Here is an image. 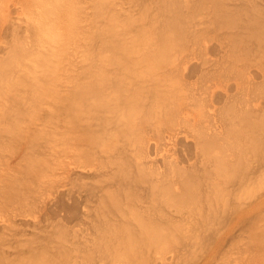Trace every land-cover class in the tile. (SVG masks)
I'll list each match as a JSON object with an SVG mask.
<instances>
[{
	"label": "rangeland",
	"instance_id": "obj_1",
	"mask_svg": "<svg viewBox=\"0 0 264 264\" xmlns=\"http://www.w3.org/2000/svg\"><path fill=\"white\" fill-rule=\"evenodd\" d=\"M46 1L48 2V0H42V1L41 0H22V2H20V3L17 2L16 5L14 4V2H9L10 5L12 4V6H10L8 4V7H9L8 10L2 9V6L0 7V13H2V15L0 16V68L3 67V63H8V64H4V67H3L4 69L2 68L3 70L7 69L10 65L9 61L11 63V60H15L14 51H16L15 50L16 48H14V47H16V45L28 44L26 46L31 47L30 48L31 50L30 49L27 50L29 52V53L28 52L26 53L27 55L24 54L23 56H21L20 58L15 60V62H14L15 66L12 64L13 65L12 68L9 67L11 69V70H9L10 73L14 74V72H15V74H14L15 76L13 75L14 78L11 77L12 74H10V77L7 78L8 83L5 80V82L1 83V85L6 84V87H11L12 91H10L9 93L12 94L15 92V89L17 87L22 88V86L20 84H22V85L26 84L24 86V88L29 89L28 92L34 91V93H35V91L37 90V89L33 88L34 83H37V82L33 81V79L35 77L34 80L38 81V83L41 84V85H39L38 83H37L38 85L35 84L36 88L38 86H40V87L48 88L50 90V94L47 95V97L43 96V95L41 97L40 96L37 97L38 100H40V101H38V100H36V97H35V99L33 98L34 96L31 97V95H33V94H31L32 92L30 93L31 94L30 95L29 93H27L26 89H24V88H23V90L20 89L22 92L19 93L20 96H18L19 94L17 93L16 98L18 96L20 99H22L21 96L23 97V95L25 93H26V96L30 95L29 96L30 99L32 98V100L34 99L33 102L36 100V103H38V105H37L34 102L35 103L34 108L32 107L34 103H32V102L29 103L27 101V100H29V98L25 99L26 98L25 97L24 99H25V101H27V103H24L23 100L21 101L18 98V100H19L18 101L14 97V99L17 100V103H16L15 100H13L12 98L9 99V97H8L9 93L4 95L5 97L2 98L3 102H0V115L2 116V117H0V119H1L0 120L1 121V124H0V151H1L0 152V154H1L0 155V264H20V263L21 264H41L44 262V260H46L44 262L45 264H48V261H50L52 264L53 260L57 261V262L53 261V264H56V263L57 264H61V263L62 264H143V262H144V264H163V263L164 264H184V263L185 264H264V243H263L264 242V163L258 162L261 156H262V158H264L263 155L260 156V154L262 153V150H264L263 149L264 146H262L264 144V143L262 144V142H264V140H263L264 138H261L262 136L259 137L260 139H262V141L260 140L261 143L259 142L260 146L262 148L258 147L256 150L257 152H255L253 154L254 156L252 155V153L250 154L251 150L250 151L247 150L249 152H246V154L248 153V155L245 154L247 156V158H244V160L249 158V160H245V162L250 161L248 163H250V165L251 164L252 165L250 166L248 164L251 169H249L248 165H246L248 167L249 171H248V173H247V170H245V171L249 176L246 177V175H245L246 180L244 178L241 179V177H244V175L240 177L239 171H237L236 169H233V167L234 168L238 167L237 168L238 170L241 168L247 169L246 166L241 167L244 165L245 162L244 163L242 162L243 165L240 166V161H242V160H239V158L241 159L242 157H245V156L242 155V153H240L242 150L237 151V149H236L238 155L241 154L242 157L237 156L235 153L236 151H234V150L229 151V150H232L233 148H237V146H235V145H238L239 143L238 142L235 143V141H236L235 138H237V137H235V138L233 137L234 139H232V140H235V141H232L231 140L232 137L229 134H227L228 129L226 128V125H227L226 123H229V121H230V123H232L231 121H233V119L232 118L230 119L228 116L223 114V112H225L224 110H226L230 104H232V105L234 104L235 111L237 108V110H239V111L243 109L244 111H251L252 113H255V115L257 116L256 120L260 119L259 124L264 126V122H263V120H264V91H263L264 90L263 89L264 88V55H263L264 51H262V52L259 51L262 49L261 47L264 46V44H262V46L259 47L261 49L257 50L258 48H256V50L258 52L254 53L252 50L255 47H257L258 44L256 46H254L256 44V42H252V43H254V45L249 42L251 44V46L254 47V48H252L250 46L252 48V50L250 51L252 54L248 51V53H250L249 54L250 56L248 55L250 57L249 59H251L252 61L247 59L248 56L246 57L245 55H244L245 57L242 55H239L241 58L239 56H238L239 57L238 58L234 55H230V53H231L230 51L233 50L232 47L230 48L231 39H225L224 40L223 37H221V38L219 37V35H221V34L231 32L230 30H228V29H230V27L229 28L227 27L229 24H225V25L222 24L221 27L217 26L218 28H220L217 31L215 28H213V26L216 25V24H214V22L217 23V25H219L218 22L222 23L220 17H219L220 20L218 22L215 21V20H218L217 18H215L218 15L217 12H216L217 15L215 17H213V15H215V13L213 14V12L215 11V8H213V6H214L213 0H208V2H207V0H199V2L202 1L201 6L199 5L200 3L199 4L197 3L198 2L197 0H196L197 2L194 0L197 4L196 6L199 5L200 6L199 8L202 9V11L198 10L197 13H196L195 9H193L194 7H196L194 5L195 3H193L194 6H191L192 2L190 3L191 4L190 6L193 7L192 9L194 10L193 11L194 13H193L191 11L192 10L191 7L189 8L188 7L189 5H187L188 3L186 1H188V0H182V3H184L183 7L185 8L186 5H187L186 7H188L185 10L187 11V9H188L187 12H189V13H190V11L192 12L191 14H189V13L188 14H189V16L192 15V17L190 16V18L194 19V22H192L193 20L189 19V21H188L189 24L190 25L192 24V27L195 25L194 26L195 29L199 28L198 30L200 31V33L198 35V38L189 39V41H187L188 44L182 43L183 45L184 44L187 45V47L185 48V51H183L182 54L177 56L178 58H180V60L175 56L172 58L173 60L171 59L172 63H170L168 66L157 67V63H158L157 57L156 56L149 57V55H147L148 47H150V45H148L149 42L147 40H149V39H145V35L147 34L146 37H148V38L153 37L152 40L154 39L155 41L158 42L156 35L159 37V34L156 33V30L158 28H160L161 30L163 29V27H164V24H163L164 19L163 18H165V16H162V17L159 16L158 17L157 14H159L160 12L158 11V9L155 10V7L160 6L159 5L160 2L157 3V0H148V1L145 0V2H144L145 6H144V3H143L144 0L143 1L137 0L138 2L135 0H68V3L63 7L64 8V10L62 11L63 19H61L60 24H59L60 28L65 33L64 40H63V49L60 52L58 59H52L51 63H53V64H51V66H49L50 68L47 66H46L47 68L45 66H43L46 68L45 69L46 72H44V68L42 67L43 71H42V69H41V71L43 73H46V74H43L42 72H40V71L38 72V70H37L38 68L41 67V65H43L41 63H43L42 60H44L43 58L41 59L42 54H43V53H41V49L38 50L40 48L38 40L40 39V37L42 35L41 32L39 31L40 28H38L39 27L38 24H45V26L46 25L49 26V23H50V25L51 24L53 25V24H56L58 22V21L54 22L53 16H55V15L51 14L52 15L51 16L50 15L51 12H49L48 16H47V14H45V16H44V14H42L43 8L44 9L46 8V7H43L42 3L46 4L47 3ZM99 1H100V3L103 1L102 2V6H103L102 11L104 10L103 11L104 13L98 9L100 7V6L98 7ZM158 1H161V0H158ZM162 1L164 2L165 0H162ZM191 1H193V0H191ZM256 1H257L256 3H258V5L260 7L263 6L262 7L263 9L262 8L261 9H262V12H264L263 11L264 10V1L262 0L263 3L261 0H256ZM259 1H260V3H259ZM104 2L106 3L105 5L109 8L104 6ZM232 2H233V0H232ZM40 3H41V5H40ZM229 3L231 4V1ZM157 4H158V6H157ZM234 4L231 5V8ZM152 5H153V7H152ZM165 5H166V3H165ZM163 6H164V4L161 7H159L160 8L159 10L162 9L161 11H164L165 7L162 8ZM13 7H17L15 9L16 11L13 10L14 9ZM111 8H112V10H111ZM151 8H154V9H151ZM199 8L196 7V9H199ZM108 9H109V11H107ZM148 9L149 10L151 9L150 10L151 14L148 13L149 12ZM189 9H191V10L189 11ZM10 10H11V12H10ZM183 10H182V13H184ZM209 10H210V12H209ZM216 11H217V9H216ZM157 12H159V13H157ZM187 12H185L184 14H186ZM230 12H232V11H230ZM3 13L7 15L6 21H4ZM147 13L151 16L150 19H147V18H149ZM161 13L163 15V12H161ZM194 14H195V16H194ZM159 15H161V14H159ZM156 16H157V18H156ZM184 16L186 17L188 15H184ZM189 16L186 18H189ZM40 17H41V20H40ZM42 17L45 19V21ZM46 17H48L47 21H46V19H47ZM49 17H50V19H49ZM111 17H112V19L110 20ZM159 18L161 21H159ZM196 18L198 19V23L200 22L199 24H197ZM114 19H115L116 23H115ZM153 19H155L154 21H156L155 22L156 25H158L159 23L161 25V23H162L163 27L162 26L159 27V25H158V28L156 30H153L154 29L153 28V22L150 23ZM213 19H214V22H213ZM149 20H151V21H149ZM206 20H207V22H206ZM38 21H41L42 23L38 22ZM148 22L150 23V25L148 24ZM210 22H211V24L209 25ZM12 24L15 26H12ZM36 25L38 27H36ZM27 27H28V29H27ZM111 27H112V29H111ZM201 27L204 29H202ZM210 27H211L210 32H208ZM212 28L214 29V31H212ZM35 29H36V31H33ZM161 30L159 31V33H161ZM17 31H19V32H17ZM29 32H31V33H29ZM157 32H158V30H157ZM17 34H18V36H17ZM39 35H40V37H39ZM27 36H28V38H27ZM114 37H115L116 41H114L115 40ZM210 37H212V38H210ZM201 38H202V41H201ZM117 39H121L122 42H124V43L120 42V44L122 43V45H119V41H121V40H118V43H117ZM219 39L221 41H219ZM34 41H35V43H33ZM36 42H38V43H36ZM96 42H98V43H96ZM249 43H247V46ZM263 43H264V41H263ZM29 44H31V45H29ZM197 44H200L201 47L197 46ZM34 45L37 46V49ZM115 45H116V47H114ZM118 46H119V48H117ZM95 48H96V50H95ZM114 49H116V50H114ZM228 49H230V51ZM248 50H249V48H248ZM263 50H264V47H263ZM12 52L14 54V55H12L14 57V59H12L13 57L11 56ZM122 53H128V54H126V56H125V54H122ZM240 53L242 54V52H240ZM255 54H257V55H255ZM9 57H11V59ZM186 57H188V58H186ZM251 57H254V58H251ZM37 58H40V60ZM151 58H154L155 60L154 59L152 60ZM230 58H232V60ZM245 58H246V60H245ZM230 60L233 62H231ZM33 61H35V63ZM36 61L38 63H36ZM93 61L94 62L96 61V62L94 63ZM247 61H249V62H247ZM44 62L45 63L47 62L46 59ZM12 63H13V61H12ZM29 63H30V66L33 68H30V66L28 65ZM32 63L34 66L32 65ZM45 63H44V65H45ZM229 63H230V65H229ZM246 63H248V64H246ZM48 64H50V63L48 62ZM244 64H245V67H244ZM7 65H8V67H7ZM176 66H178L180 69L178 67L176 68ZM19 68H21V69H19ZM167 68L169 69V71ZM20 70H23V71H20ZM24 71H25V73H24ZM213 71H214V73H213ZM114 72H115V75H114ZM35 73H37V74H35ZM40 73H42L43 76H41ZM99 73L103 74L101 76H104L106 74L108 82L112 79L110 82H113V83L115 82L114 85L117 84V85H115L116 87H120V86L124 87L125 86L127 89L125 88L126 91L124 93H125V95H127L128 99H130V101H132L136 105H139L141 103L140 108L142 109L141 110L142 112L140 114H142V117H143L142 122L143 123H142V127L140 126V128H142V130H143V132H141V133H144L143 135L140 132H138L141 129H138L135 135H131V137H130L131 142L128 143L127 141L130 138L128 137V140H126L127 137L125 138L123 133H120V134H118V132L115 133L116 130L114 128L112 129L113 131L115 130L113 132L110 129V128H112V126L111 127L105 126L106 128L109 129L108 130L109 133L105 132L104 129H103L104 130L103 133L100 132L101 134H99V132H97V135L99 134V137H101L100 139L107 141V143H105L107 146V149H108V145L109 146L110 145L114 146V144L117 145V146L115 145L116 147H118L117 150H116L115 146L114 147L112 146L114 149V150H112L113 152L109 151V149L107 150L108 152L102 151L101 148L96 147V146H98L97 143H94L95 141L93 142V140L90 139V135H91L90 133L88 134L87 132L84 133L81 131V133H83V134H81L79 131L80 127L77 129L71 127V123L68 121L71 120L72 118L71 119H70V117L67 118L68 115H67L66 111L63 110V105L66 102V100H65L66 98H63V97H65L67 95L69 90H72L74 87H86V86L89 87V86H91L93 82L96 83L94 79H96V78L99 79V77H98ZM28 74L30 77L27 76L28 77L27 78L26 75H28ZM212 74H214V75H212ZM35 75H37L38 77L41 76L40 77L41 79L39 78L40 79L39 80L37 78V76H35ZM11 78H13V79H11ZM105 78L103 77L104 80L101 78L103 80V84H104V82L105 83L107 82V80H105ZM20 79H21V81H20ZM36 79H38V80H36ZM124 79H125V81H124ZM10 81H11V83H9ZM22 81H24V82H22ZM39 81H41V82H39ZM125 82H126V84H125ZM89 83H90V85H89ZM97 84H99V82H97ZM146 84H148V85H146ZM31 85H32V87H30ZM94 85H96V84H94ZM114 85H112V87ZM107 86H108V84H107ZM27 87H29V88H27ZM96 87H98V85ZM112 87L111 88L108 87V88H110L109 90H107L108 93L112 92V90H111ZM20 90L18 89V91H20ZM190 90H191V92H190ZM18 91L16 90V92H18ZM129 92H131V93H129ZM175 94H176V96H175ZM172 96H173V98H172ZM187 96H188V98H187ZM190 96H191V99H190ZM242 96H244V97H242ZM185 97L187 99H190L189 101H191L190 102L191 107H190L189 101ZM193 97H194V99H193ZM235 97H237V98H235ZM158 98H159V100H158ZM11 99L13 101H11ZM8 100H10L11 102H9ZM173 100L174 101L176 100V101L174 102ZM170 101L173 102L174 104L176 103V104H178V106H180L178 108L179 112H180V108H182L184 110V112H181L179 114L180 116L178 115V117H180V118H177V120L175 122L178 123V121L181 119L182 115H183V117H185L187 115L186 116L187 118L189 115L191 116V117L189 116L190 119L188 118L186 120V122H184L182 120L180 121V123H179L180 125H178L176 127L179 129L180 134H178L177 136H175L173 138L172 137L170 138V136L167 135V131H166L167 127H168L167 126V124H168L167 118L168 117H165V118L163 117L164 120L162 118V116H164V114L166 115V113H165L166 110H169V108H170V107H168ZM192 101L193 102L195 101V102L193 103ZM19 102H21V103H19ZM237 102H239V103H237ZM1 103L3 104V106H1ZM5 103L8 105L6 106ZM180 103H182V104H180ZM12 104H13V106H12ZM31 104H32V106L30 107L29 105H31ZM14 105L15 106L17 105V106L14 107ZM157 105H159V106H157ZM232 105H230L231 107L229 106L228 111L226 110L227 113L230 110L234 111V110H232V109H234V108H232L233 107ZM21 106H22V108H21ZM150 106H151V108H150ZM1 107H2V109H1ZM153 107H155L156 110H154ZM30 108H32V109H30ZM192 108L194 111L192 110ZM256 108H258V109H256ZM151 109L153 110L152 111L153 113H151ZM3 110H5V111H3ZM16 110L19 111L20 113L22 111L21 115H18L19 113H17ZM24 110H25V113H24ZM1 111H3V112H1ZM6 111L10 114L5 115L4 112H6ZM14 111L17 113V115ZM27 111H28V113H27ZM47 111H48V113H47ZM143 111H144V113L146 112L145 114H147V116L146 115L145 116L147 118L144 117ZM157 111H159V112H157ZM11 112H13V115H14L12 117L15 118V116H18L19 119L21 118V123H20L19 119H18L19 122L17 121V119L16 120L14 119L16 121V122H14L13 119L11 117H9L11 115ZM147 112H149V114ZM187 112L189 114H187ZM236 112H238V111H236ZM51 113L53 115H51ZM83 113H85V112H83ZM83 113L79 117V120H80L79 126H81V124L83 123L81 126V130L83 128V125L85 126L86 123H87L86 125H88V123L91 124V122H94V121L97 124L96 123L92 124V127H91L92 131H97V129H99V126L101 127L99 130H102L104 124L102 122L97 121L94 118L95 113H93V109H91L90 113L86 112L85 115ZM161 113H163V114L161 115ZM200 113L204 114L203 117H201ZM88 114H89V116H88ZM152 114H155L154 117H152L153 116ZM225 114H226V112H225ZM66 115H67V117H66ZM222 115L226 116L225 121H223L224 117L222 118L221 117ZM227 115H229V114H227ZM6 116L8 118H6ZM19 116H21V117H19ZM44 116H46V117H44ZM83 116H85L86 118L84 117L85 119L82 120ZM91 117H93V118H91ZM142 117L140 115V118H142ZM149 117L154 118V119L151 121V119ZM193 117H194V119H193ZM148 118L150 119V121ZM262 118H263V120H261ZM228 119H230V120H228ZM52 120H54L56 122H54ZM227 120H228V122H226ZM164 121H166V123ZM147 122H150L152 125L150 123H147ZM163 122L165 123V125L163 124ZM201 122H203V123H201ZM6 123H7V125H6ZM16 123L18 124V126L15 127ZM101 123H102V125H101ZM145 123L148 125L150 124L151 127L150 126L147 127L148 125H146ZM153 123H154V125H153ZM198 123H201V124L206 125V126L210 125L211 127H213V129L217 128V129H215L216 131L217 130H219L220 132L225 131L226 137H225V135L223 136V137H225V139H227L228 136L231 137L230 140L233 142V146H235V147L232 146L233 148L231 149L232 144L225 147L231 141L229 140V142H228L225 139H223V140L219 139L218 145L222 144L223 141H225L227 144L223 145V144H225V142H223L222 145L225 149L221 145L220 150H219L218 149L219 146L216 145L217 142L214 143L213 144L214 147L217 146L215 148L216 149L215 152H218V151L221 152V147H222V150L223 149L228 150V151H225L226 154L228 153L230 155V156H228V158H230L232 161H234L233 164L236 161L239 162L238 165L241 167V168L239 166L235 167L234 165H233V167H230L233 169L232 171H235V170L237 171V174H236L237 176L235 178V177H233L234 173H232L231 169L229 170L228 175L233 174L231 178H234V179L230 180L229 177L228 178L225 177L223 181H221L222 179L221 180L215 179V182L216 181L219 183L222 182L219 186V189H221L220 193H222V189L224 188L223 191L226 193V195L224 193V195L226 196L224 199H227V197L229 196L227 200H228V202L232 203V204L228 203L229 207L227 209L228 212H226V214L224 212L222 215L221 211H219V219L221 217H223L222 221L225 220V221L221 222V224H218V222H219L218 220H217L218 222L217 221L214 222L212 218L209 219L211 222L213 221L215 224L217 223L216 224V226L218 225L217 230L215 229L216 227L213 226V224H214L213 222L211 223L210 221L206 220V221H208L209 224L211 223L212 226L215 227L214 229L217 232H215L214 230H213V232H215L216 234L213 232L211 233L212 229L211 230L207 229L211 234L206 232V231L204 232V230H206V229H204L203 231H200L203 228H200L199 226H201L203 224L197 225L199 227L198 232L196 231L198 234L195 231L193 232L191 227L195 226V227H193V230H194V228L196 229V223H198V222H195V221H197L198 219L196 218L197 220H194V222H192V219L190 218L191 219L190 222H187L190 220L189 219V220L185 221L187 223H184V222H182V223L185 224L183 226L186 227L187 229L189 228V226H191L190 223H192V226L190 227L192 232L189 231V233L186 234L185 232L188 230L182 229V230H184V232L182 230H180L178 233L179 234L182 233L183 235L180 234V235H182V238H179L178 242L184 240L186 236H188V235L190 236V233L191 234L194 233L193 236H196V234L198 236L199 233L202 232L201 233L202 235L201 234L199 235L201 237V239H199V238L197 239V237H194V240H193L190 237H186L185 242L183 241L185 244L180 242L181 244H183V246L181 244L178 246H174L175 245V243L173 241L174 240V238H173L174 234L177 235L176 236L177 238L180 236L177 233H174L172 235V240H170V239L167 240V246L164 245V247H162L163 243L161 245H159L160 243H158V242L156 243L157 245H159L157 247L158 249L154 248L157 246L154 243H152L153 245L151 243H146L147 246L143 245L141 250L139 249L140 250V253H139L140 256H138L139 254L135 255L134 253H130L129 256L124 259L123 256H120L121 251L119 252L118 250L111 248V247L110 248L113 249L114 251L116 250L115 252L118 251V254H120V255H118V254L117 255L120 256V259H118V261H116L117 259L113 258V257L117 256L116 253L113 252V250L111 251V253L109 252L110 254H107V252L105 254V251L108 250V249H106L107 247H105V245L107 246V244H105V243H108L110 241V239L112 242L114 240H117V239L113 240V238H114L115 234L120 233V231H121L120 229L123 226L122 223H124V221H125L124 225L125 224L126 225L127 224H131V225L133 224L132 226L131 225L130 226H131L132 230H134V229H136V226L139 223H140L139 226L143 227L141 225V223L144 224L143 219L145 220V218H146L145 223H146V225H148V223L151 221L150 219L152 218L150 216L154 215L152 219L156 220V222H157V220L158 221L164 220L165 216H163L162 215L163 213H161V212L159 215V212H158L159 210L157 209L158 207L156 205H154L156 202L154 200L152 201L151 199H149L151 197H149L148 200H146L147 198L143 196L144 195L143 191L142 192L140 191V193L136 195L137 192L135 193V191L136 190L138 191V189L140 190V188L142 190L143 187L139 186L140 188H138V186H136L134 184V183H136L135 180L139 177L138 173L140 172V170H144L146 168H147L146 170L149 169L148 170V172H149L152 169L154 171V169H156V168H157L156 169L157 171L158 170L159 171L168 170L169 168H173V165H177V164H179L177 166H184L185 165L184 167H189V165H190L189 163L194 161L197 157V155H196L197 149L194 146L195 142H196V138H194V133H192L191 130H193L192 127H195L196 129H198L199 128ZM195 124H198V125H195ZM222 124H223V127H222ZM229 124L227 125L228 128H229ZM94 125H98L97 129ZM143 125H146V126H143ZM161 125H163V127ZM187 125H188V127H187ZM263 126H262V128H263L262 130H264ZM11 127L15 128L16 132L13 131L14 130L13 129L12 130L13 132L11 133V131L9 129ZM138 127H139V125H138ZM145 127L147 128L146 130H145ZM157 127H159V128L157 129ZM93 128H95L96 130H93ZM149 128L152 129V131H150ZM260 128H261V126H260ZM230 129L231 128H229V131H230ZM70 130H71V132H70ZM153 130L156 133H154ZM158 130L160 131V133H159L161 135L160 138H159V134H157ZM161 130L163 131L162 132L163 135L161 134ZM72 131H74L75 133ZM13 133H15V134L12 135ZM16 133H19V135ZM209 133L211 134L212 131H210ZM261 133H264V131H261ZM4 135H5V137H4ZM79 135H82V136L79 137ZM121 135H123L124 137ZM154 135H156V136H154ZM72 136H73V139H71ZM115 136H117V137H115ZM163 136H164V138H162ZM141 137L144 138V139H142L143 141L141 140ZM12 139L14 142H16V139H17V142L16 143L12 142ZM68 139H70L69 140L70 143L68 142ZM138 139H139V142H137ZM239 140H240V138H239ZM7 141H8V143H7ZM10 141L12 142V144L10 143ZM118 141L122 142V143H119ZM240 141L239 142L242 145L241 146L242 148L245 147L244 145L248 144V142H247V144L244 143L246 140H244V142H242L243 138ZM140 142L142 144H144L143 142H145V144H144L145 146L144 147L142 146L143 149L140 147ZM17 143H18V145H17ZM130 143H132V144H130ZM137 143H139V145H137ZM234 143H235V145H234ZM243 143H244V145H243ZM118 144H119V146H118ZM125 144H126V146H125ZM240 144H239V147H240ZM121 145L125 146V148H127V150L124 147H122ZM132 145H134V146H132ZM157 146H158V148H157ZM1 147H3V148H1ZM5 147H6V149H5ZM90 147H91V149H90ZM92 147H96V148H92ZM119 147L121 150H122V148H124L127 151L124 154L125 155L124 158L130 160V163L133 161L132 165L134 167L136 166L134 169H131V168L130 169H131V171L133 170L134 172H136L138 177L136 176V174L134 175V172H131L128 169L130 171V173H133L132 174L133 177H131V178H133V179L135 178V180H134L135 182L133 181L134 183L128 182V183H130L128 185L134 184L133 186H135V188H136V189H133L132 186H129V188L132 187V189L134 190V193H132L133 190L131 192L133 194L132 196L133 197L142 196L141 199H140V197H136L134 199L131 198V200H132L131 202H133V204H130L129 203L130 201L129 202L127 201V203H129L131 205V209H130L129 207L127 208V205L125 203L126 201H124L126 198H122V195H121L120 198L124 199L123 200L124 202L121 201V204H123L124 206L121 205L119 207H120V209H122V213H123L124 209L121 207L126 206L125 207V208H127V210L125 211L126 216H124L125 212H124V214H122L120 209H119L120 213L119 212L117 213V211L115 209L114 210L116 212L112 210L113 208H116L113 206L114 201L112 202V199L111 200L108 198L103 199L106 197V195H108V197L110 195V198L113 196V199H115L114 197L117 196V192L113 193L112 190L114 188L116 189L115 186L118 183H119V186L117 185V187H119V188L117 190H119V189L121 190V188H120L121 183L120 182L123 180L121 179V181L119 180V182L116 181V183H115V179L114 180L112 179V175L116 174L115 171H117V169H118L117 167H119V164L121 161L119 159L121 157L119 155L120 152L118 151ZM72 148H74L75 150ZM133 148H134V151H133ZM226 148H228V149H226ZM259 148L262 150L259 152V154L257 156H255V154H257L258 151L260 150ZM9 149H10V151H9ZM124 149H123V151H124ZM245 149H244V151H246ZM248 149H250V148L248 147ZM143 150L145 151V153L147 152L148 155H147V153L146 154L143 153L144 152ZM79 151H80V153H79ZM89 151H90V154H89ZM156 152L158 153V155H156L157 154ZM231 152H234L236 156L233 153L231 154ZM76 153H79L80 157L82 158L83 165H81L75 161L77 158L80 159L79 157H76ZM100 153H101V156L99 157ZM112 153L113 154L115 153L114 155H116L117 157L116 156L113 157L114 155ZM130 153H131V155H130ZM223 153H224V151H223ZM263 153H264V151H263ZM105 154H107L106 157H105ZM109 156L112 159L109 160L108 159ZM138 156H141V157H138ZM258 156H260V157L258 160H256V158ZM165 157L167 159H165ZM252 157H254L252 159V161H254V162H252L250 160V158H252ZM262 158L260 159L261 161L263 160ZM173 159H174V161H173ZM191 159H193V160L191 161ZM254 159L256 160V162ZM136 160L138 162L143 163L141 168L139 166L137 167L138 162ZM154 160H156V162L158 164ZM161 160L164 162L165 165L162 166L163 162ZM69 161L76 162V164H73L70 166L71 169L70 168L67 169L66 164ZM110 161H112L114 163H112ZM116 161H118V162H116ZM146 161H149V163ZM85 162L94 164V166H96V168L99 166L97 168L98 172H100V171L102 172V169H103L102 173H105V170L106 171L109 170L108 172H106L108 174V176L105 173L104 178H103V176H100L101 172L98 174L96 171H94V166L85 165ZM110 163L112 164V166ZM29 164L30 165L32 164V167ZM36 164H38V165H36ZM105 164H108V166H105ZM169 164H171V165L169 166ZM261 164H263V166H261L262 168L261 167L258 168L257 166H260ZM44 165H45V167H44ZM235 165H237V163H235ZM103 166H105V169L103 168ZM253 166H255V167H253ZM40 167H42L43 170H41ZM112 167H114L116 170L113 169ZM163 167L166 169H164ZM99 168H100V170H99ZM253 168H256V169L258 168L259 170L256 171V169H255L254 172L255 171L256 172L255 173L252 172L253 173L252 174L251 170ZM111 171L113 174L111 173ZM230 171H231V173H230ZM241 171H242V169H241ZM241 171H240V173H241ZM245 171H243L242 174H244ZM94 172H96L95 173L96 177L94 176ZM143 172L144 171H142V173ZM142 173L140 172L141 175L144 174V173L143 174ZM146 173H147V171H146ZM238 175H239V179H237ZM46 176H48V177H46ZM118 176H120V175H118ZM10 178H12L13 180ZM109 178H111V179L109 180ZM120 178L121 177H119L117 179H120ZM139 178H138L137 182L140 183L139 185H141L142 182L139 180ZM102 179H104V180H102ZM133 179H130V180L132 181ZM235 179H237V180H235ZM111 180H112V183H111ZM130 180H128V181H130ZM262 181H263V183H262ZM106 182H108V183H106ZM101 184H103V185H101ZM110 185L111 186L113 185V187H111ZM254 185H255V187H254ZM103 186L106 187L105 190H101L102 188H105ZM107 186H110L109 189L111 188L110 189L111 192L107 190L108 189ZM95 188L98 191H104V193L106 192L105 195H104V193H102L105 197H103L101 195L103 197L102 198L100 195H97L100 192L93 194L92 189H95ZM129 188H127V190ZM96 189L94 190L95 192H96ZM115 189H114V191H117ZM225 189H227V190H225ZM106 190L112 194H110V193L107 194L108 192ZM120 190H119V194L122 193V191L120 192ZM228 192H230V193H228ZM231 192H233V194H231ZM113 194H115V196ZM98 196H99V198H98ZM124 196H125V194H123V197ZM139 199L141 201H138ZM229 199L232 201H230ZM101 200H104V202H102ZM106 200H110L109 202L112 203V204L111 203L109 204V206L111 205L109 208L107 207L109 202H106L107 203V205H106V203H105ZM138 202L139 203L141 202L143 205L141 203L139 204ZM150 202H152L153 205H151ZM103 203H104V205H102ZM137 203H138V205H137ZM119 204H120V202H119ZM130 205H128V206H130ZM150 205H151V207L149 208ZM234 205H236V206L234 207ZM103 206H105V209L103 208ZM162 206H164V205L162 204ZM138 207H141V208H138ZM152 207H154L155 209ZM132 208H134V209L132 210ZM144 208L146 210L150 209L149 210L150 212L145 211ZM103 209L104 210L107 209V212L106 211L103 212ZM110 209L112 210V212H114V215H113V213H112V215L109 213V212H111ZM143 209H144V213H143ZM164 209H168V208L164 207ZM156 210H158V211L156 212ZM132 212H133V214H132ZM164 212H165V210H164ZM108 213L112 217L111 221L108 220L106 222L105 221L103 222L102 219L107 220L108 217H109L108 219H110V216L106 215ZM134 213H135V215H134ZM140 214H142L143 216L145 215V216L143 217ZM220 214H221V217H220ZM103 215L107 216V217L103 218L104 217ZM116 215L118 217H115ZM121 215H123L124 217ZM139 215L141 217H143V219ZM131 216L132 217L138 216L142 221L140 220L138 223L137 219H139V218L137 217L135 219V218H132ZM177 217H179V215H177ZM127 218H130V219L127 220ZM112 219L115 222L111 223L113 221ZM121 220H122V222L120 223ZM135 220H136V222H135ZM153 220L151 222H153ZM165 220H166V218H165ZM118 221L122 225L118 226L119 225ZM128 221L130 223H126ZM206 221L204 222V224L206 223ZM161 222L162 223H160V224H162V225H164V223L166 224V222H164V221H161ZM200 222L201 221H199V223ZM100 223L104 225V227L102 229H101V225H99ZM110 223H111V226L108 229V227H109L108 224H110ZM115 223H117L118 228L120 227L117 230L115 228H113L114 226H112V224H115ZM134 223H135V226H134ZM194 223H195V225H193ZM208 223H206V225H204V226H207ZM98 225H99L100 229L103 230L107 234V236L111 232L110 239L106 236L105 233L98 230V228H99ZM125 226H123V227H125ZM212 226H209V227L211 228ZM115 227H116V225H115ZM105 228H107V229H105ZM139 229L137 228L136 231ZM218 229H220V231ZM169 231H172V229H169ZM65 232H66V235H63V233L65 234ZM98 233L100 235H98ZM113 234H114V236H113V238H111V236ZM140 234H142L141 231L137 235H136V233L134 235L138 236ZM61 236H64V237L67 236L68 238L67 237L64 238ZM95 237L98 238V240H96ZM101 237H102V239L99 241V239ZM106 238H108L109 241ZM115 238H117V237L115 236ZM188 238H190V240ZM104 239L107 240V242L106 241L104 242ZM187 239L189 241H187ZM205 239H206V242H205ZM171 241H173V242L171 243ZM96 242L99 244H94ZM102 242H104L103 245L100 244ZM61 243H63V245ZM79 243L80 244L82 243L81 245H83V246H81ZM171 244H174L173 247L171 246ZM76 245L78 246V248ZM168 245L171 246L172 249L171 248L169 249ZM46 246H48V247H46ZM102 246H103V248H102ZM118 246H120V244H118ZM166 247H167V249L165 250ZM110 248H109V251L111 250ZM173 248H175V249H173ZM100 249H102V250H100ZM103 249H106V250H103ZM150 250H151V252H150ZM158 250L160 251V253L158 252ZM102 251H104V253H102ZM123 251L124 250H122V254H123ZM164 251H165V253H164ZM176 251H177V253H176ZM60 252H62V253H60ZM112 252L114 253L113 255H115V256L111 255ZM42 253H44V254H42ZM162 254L163 255L166 254V256L165 255L162 256ZM77 256H78V259H77ZM88 256L91 259H89ZM101 256H103V257H101ZM156 256H158V257H156ZM160 256L164 257V260L166 263L162 259H161V261L157 260ZM52 257H54V258H52ZM142 257H144V258L146 257L145 258L146 260H142ZM165 257H167V259H165ZM194 257H195V259H194ZM45 258H47V259H45ZM63 258H64V260H63ZM147 258H149V259H147ZM172 258H174V259H172ZM60 259H62V260H60ZM112 259H114L115 262L112 261ZM171 259H172V262L170 261ZM23 260H25V261H23ZM88 260H90V261H88ZM175 261H177V262H175ZM184 261H187V262H184ZM50 262H49V264H50Z\"/></svg>",
	"mask_w": 264,
	"mask_h": 264
},
{
	"label": "bare ground",
	"instance_id": "obj_2",
	"mask_svg": "<svg viewBox=\"0 0 264 264\" xmlns=\"http://www.w3.org/2000/svg\"><path fill=\"white\" fill-rule=\"evenodd\" d=\"M6 0H0V7L2 6V9H7L8 10V4H9V2H14V4L16 5V3L17 2H22V0H7L6 2H5ZM42 1V0H41ZM135 1H137V0H135ZM143 1V0H142ZM148 1V0H147ZM146 1V2H147ZM189 1V2H188ZM188 1H186L188 4L187 5H189L188 7L190 8L191 6H196L197 4H196V2L201 6L202 4H201V2L202 1H200L199 2V0H193V1H191V0H188ZM215 1V2H214ZM231 1V4L229 3V2ZM235 1V2H234ZM262 1V0H261ZM264 1V0H263ZM263 1H262V3H263ZM24 2V1H23ZM47 2V1H46ZM103 2V1H102ZM102 2L100 3V1H99V3H98V9L99 10H101L102 11V9H103V6H102ZM107 2V1H106ZM138 2V1H137ZM140 2V1H139ZM145 2V0L143 1V3ZM160 2V3H159ZM192 2V5L190 4ZM207 2H208V0H207ZM235 4H234V3ZM233 2H232V0H213V4H214V6H213V8H215V11L213 12V14L215 13V15H213V17H215L216 15H217V13H218V15H217V17H215V18H217L218 20H215L216 22H218L219 20H220V18H221V21H222V23L221 22H218V24L219 25H217V23H215L214 22V19H213V22H214V24H216V25H214L213 26V28H215L216 29V31L218 30V29H220V28H218L217 26H219V27H221V25L222 24H229L227 27L229 28L230 27V29H228V30H230L231 32H229V33H224V34H221V35H219V37L221 38V37H223V39L225 40V39H231V45H230V48L232 47V51H230V49H228L231 53H230V55H234V56H236V57H238L239 55H242V56H248L251 52V50H252V48H254L253 46H251V44H253L254 45V43H252V42H256V44L254 45V46H256L257 44L259 45H257V47H255L252 51L254 52V53H256V52H258L257 50H259V49H261V50H259L260 52H262V51H264L263 50V47L264 46H262V44H264L263 43V41H264V12H262V7H260L259 5H258V3H256L257 1L256 0H233ZM35 3V2H34ZM68 3V0H48V2L45 4V3H42L43 4V7H46L45 9L43 8V13L42 14H44V16H45V14H47V16H48V14H49V12H51L50 13V15L52 14V15H55V16H53V20H54V22L56 21H58L56 24H51L50 25V23H49V26L48 25H46L45 26V24H38L39 25V27L36 25V27H38V28H40V32H41V37H40V35H39V37H40V39L38 40L39 41V46H40V48L38 49V50H40L41 49V53H43L42 54V57H41V59L43 58L44 60H42L43 61V63H41V64H43V65H41V67L40 68H38L37 70H38V72L40 71V72H42L43 71V68H44V72H46L45 71V69L47 68V67H49V66H51V64H53V63H51V61H52V59H58V57H59V55H60V52L62 51V49H63V40H64V36H65V33L62 31V29L60 28V21H61V19H63V15H62V11L64 10V6L66 5ZM141 3V2H140ZM139 3V4H140ZM157 3H159V7H161L163 4H164V6L162 7V8H164L165 7V9H164V11H161V10H159L160 8L159 7H155V10H157L158 9V11L160 12H157V13H159V14H161V15H159V14H157V16L159 17V16H165V18H163L164 19V27L162 26L163 24L161 23V25H160V23L158 24L159 25V27L160 26H162L163 27V29L161 30L160 28H158V25H156L155 24V22L156 21H154L155 19H153L152 21L151 20H149V21H151L150 23H152L153 22V30H156L157 28V30H158V32H157V30H156V33L157 34H159V37L156 35V38H157V40H158V42L157 41H155L154 39L152 40V38H148V37H146L147 36V34L145 35V39H149V40H147L148 42H149V44L148 45H150V47H148V51H147V55H149V57H153V56H156L157 57V59H158V63H157V67H159V66H161V67H166V66H168L170 63H172L171 62V59L173 58V57H177L178 55H180V54H182L183 53V51H185V48L187 47V45H183L182 43H187V41H189V39H191V38H198V35H199V33H200V31L196 28L195 29V23L193 24L194 26L192 27V24L190 25L189 24V19H191L190 18V16L192 17V15H190L189 16V14H191L194 10L193 9H195V11H196V13H197V11L198 10H201L202 11V9H200L199 7V5L198 6H196L197 8H199V9H196V7H191V9H189V11H190V13L189 12H187L188 11V9H187V11L185 10L186 8H188V7H186L185 6V8L183 7V4L184 3H182V0H165L164 2L161 0V1H158L157 0ZM165 3H166V5H165ZM193 3H195L194 5H193ZM259 3H260V1H259ZM106 3L104 2V6L105 7H107L106 5H105ZM138 4V5H139ZM162 4V5H161ZM207 4V3H206ZM212 4V3H211ZM232 4H234L233 6H232V8H231V5ZM10 5V4H9ZM38 5V4H37ZM40 5H41V3H40ZM109 5V4H108ZM141 5V4H140ZM191 5V6H190ZM10 6H12V4L10 5ZM142 6V5H141ZM144 6H145V3H144ZM157 6H158V4H157ZM230 6V7H229ZM18 7V6H17ZM17 7H13L12 9L14 10V11H16L15 9L17 8ZM112 7V6H111ZM152 7H153V5H152ZM210 7V6H209ZM107 8H109V7H107ZM262 8V9H261ZM42 9V8H41ZM105 9V8H104ZM151 9H154V8H151ZM150 9V10H151ZM183 10V12L185 13V12H187L186 14H184V13H182V10ZM216 9H217V11H216ZM12 10V11H13ZM18 10V9H17ZM111 10H112V8H111ZM144 10V9H143ZM149 9H148V13L149 14H151V11H150ZM211 10V9H210ZM210 10H209V12H210ZM213 10V9H212ZM229 10V11H228ZM13 11V12H14ZM104 11V10H103ZM102 11V12H103ZM107 11H109V9L107 10ZM230 11H232V12H230ZM264 11V10H263ZM4 12V11H3ZM10 12H11V10H10ZM12 12V13H13ZM111 12V11H110ZM161 12H163V15H162V13ZM217 12V13H216ZM104 13V12H103ZM147 13V14H148ZM156 13V12H155ZM189 13V14H188ZM194 13V12H193ZM99 14V13H98ZM148 14V16H149V18H147V19H150V15ZM188 15L189 16V18H186V17H188V16H184V15ZM236 14V15H235ZM2 15V13H0V16ZM51 15V16H52ZM125 15V14H124ZM235 17H234V16ZM6 14H4L3 13V17H4V21H6L7 20V18H6ZM94 16V15H93ZM147 16V15H146ZM145 16V17H146ZM157 16H156V18H157ZM194 16H195V14H194ZM233 16V17H232ZM106 17V16H105ZM108 17V16H107ZM160 17V18H161ZM185 17V18H184ZM207 17V16H206ZM211 17V16H210ZM220 17V18H219ZM21 18V17H20ZM43 18V17H42ZM47 19H46V21L48 20V17H46ZM73 18V17H72ZM154 18V17H153ZM160 18H159V21H161L160 20ZM212 18V17H211ZM26 19V18H25ZM44 19V18H43ZM42 19V20H43ZM49 19H50V17H49ZM103 19V18H102ZM112 19V17L110 18V20ZM197 19V18H196ZM206 19V18H205ZM40 20H41V17H40ZM52 20V19H51ZM117 20V19H116ZM191 20H193L192 22H194V19H191ZM200 20V19H199ZM208 20V19H207ZM207 20H206V22H207ZM44 21H45V19H44ZM99 21V20H98ZM107 21V20H106ZM105 21V22H106ZM114 21H115V19H114ZM119 21V20H118ZM29 22V21H28ZM38 22H41V21H38ZM51 22V21H50ZM209 22V21H208ZM27 23V22H26ZM32 23V22H31ZM42 23V22H41ZM115 23H116V21H115ZM150 23L148 22V24L150 25ZM200 23V22H199ZM198 23V19H197V24H199ZM203 23V22H202ZM30 24V23H29ZM211 24V22L209 23V25ZM32 25V24H31ZM115 25V24H114ZM155 25V26H154ZM11 26V25H10ZM12 26H15V25H13L12 24ZM110 26V25H109ZM216 26V27H215ZM34 27V26H33ZM226 27V28H227ZM100 28V27H99ZM202 28V27H201ZM206 28V27H205ZM212 28V31H214V29ZM27 29H28V27H27ZM111 29H112V27H111ZM202 29H204V28H202ZM210 29H211V27L209 28V31L208 32H210ZM30 30V29H29ZM152 30V29H151ZM161 30V33H159V31ZM222 30V29H221ZM15 31V30H14ZM33 31H36V29L35 30H33ZM32 31V32H33ZM38 31V32H39ZM140 31V30H139ZM146 31V30H145ZM205 31V30H204ZM211 31V32H212ZM17 32H19V31H17ZM96 32V31H95ZM113 32V31H112ZM16 33V32H15ZM29 33H31V32H29ZM155 33V32H154ZM155 33V34H156ZM35 34V33H34ZM38 34V33H37ZM149 34V33H148ZM150 35V34H149ZM217 35V34H216ZM17 36H18V34H17ZM110 36V35H109ZM114 36V35H113ZM212 36V35H211ZM22 37V36H21ZM27 38H28V36H27ZM38 38V37H37ZM208 38V37H207ZM210 38H212V37H210ZM22 39V38H21ZM114 39H115V37H114ZM218 39V38H217ZM29 40V39H28ZM35 40V39H34ZM36 40V41H37ZM118 40H121V39H117V43H118ZM185 40V41H184ZM198 40V39H197ZM33 41V40H32ZM99 41V40H98ZM114 41H116V39L114 40ZM184 41V42H183ZM199 41V40H198ZM201 41H202V38H201ZM219 41H221L220 39H219ZM20 42V41H19ZM120 42H122V40L121 41H119V45H122V43H124V42H122L121 44H120ZM249 43L248 44V46H247V43ZM14 43V42H13ZM33 43H35V41L33 42ZM36 43H38V42H36ZM96 43H98V42H96ZM226 43V42H225ZM229 43V42H228ZM26 44V43H25ZM188 44V43H187ZM227 44V43H226ZM26 45H28V44H26ZM26 45H23V44H18V45H16V47H14V48H16L15 50L16 51H14V54H15V60L16 59H18V58H20L21 56H23L24 54H26L28 51V49H30L31 47H29V46H26ZM29 45H31V44H29ZM117 45V44H116ZM116 45L114 46V47H116ZM35 46V45H34ZM197 46H199V47H201L200 46V44H197ZM252 48H251V47ZM262 46V47H261ZM36 47V49H37V46H35ZM113 47V48H114ZM190 47V46H189ZM188 47V48H189ZM240 47V48H239ZM259 47H261V48H259ZM117 48H119V46L117 47ZM126 48V47H125ZM198 48V47H197ZM248 48H249V50H248ZM256 48H258L257 50H256ZM241 49V50H240ZM31 50V49H30ZM29 50V51H30ZM95 50H96V48H95ZM114 50H116V49H114ZM255 50V51H254ZM13 51V50H12ZM118 51V50H117ZM248 51L250 52V53H248ZM114 52V51H113ZM240 52H242V54L240 53ZM29 53V52H28ZM202 53V52H201ZM253 53V54H254ZM13 54V52H12V54H11V56L12 55H14ZM122 54H125V56H126V54H128V53H122ZM187 54V53H186ZM252 54V53H251ZM258 54V53H257ZM257 54H255V55H257ZM27 55V54H26ZM96 55V54H95ZM254 55V56H255ZM264 55V54H263ZM44 56V57H43ZM190 56V55H189ZM244 56V57H245ZM250 56V55H249ZM247 57V59H249L250 57ZM252 56V55H251ZM13 57V56H12ZM50 57V58H49ZM184 57V56H183ZM240 57V56H239ZM238 57V58H239ZM257 57V56H256ZM10 59H11V57H9ZM48 58V59H47ZM178 58V57H177ZM186 58H188V57H186ZM233 58V57H232ZM232 58H230L231 60H232ZM235 58V57H234ZM237 58V59H238ZM241 58V57H240ZM251 58H254V57H251ZM9 59V60H10ZM12 59H14V57L12 58ZM37 59H39L40 60V58H37ZM45 59H46V63L48 64V62L50 63V64H46L44 61H45ZM51 59V60H50ZM96 59V58H95ZM152 60L154 59V58H151ZM179 60H180V58H178ZM183 59V58H182ZM8 60V61H9ZM15 60H11V63H10V61H9V67L10 68H12V66L14 65V62H15ZM35 60V59H34ZM92 60V59H91ZM97 60V59H96ZM115 60V59H114ZM123 60V59H122ZM155 60V59H154ZM173 60V59H172ZM225 60V59H224ZM230 60V61H231ZM235 60V59H234ZM245 60H246V58H245ZM249 60H251V59H249ZM12 61H13V63H12ZM183 61V60H182ZM237 61V60H236ZM252 61V60H251ZM250 61V62H251ZM4 62V61H3ZM34 63H35V61H33ZM94 62V61H93ZM92 62V63H93ZM96 62V61H95ZM94 62V63H95ZM119 62V61H118ZM174 62V61H173ZM231 62H233V61H231ZM238 62V61H237ZM247 62H249V61H247ZM31 63V62H30ZM30 63L28 64L29 66H30ZM36 63H38L37 61H36ZM44 63H45V65H44ZM4 64H8V63H3V67H4ZM13 64V65H12ZM246 64H248V63H246ZM250 64V63H249ZM2 65V64H1ZM32 65H33V63H32ZM95 65V64H94ZM93 65V66H94ZM156 65V64H155ZM229 65H230V63H229ZM240 65V64H239ZM15 66V65H14ZM34 66V65H33ZM43 66H47L46 68L45 67H43ZM214 66V65H213ZM251 66V65H250ZM2 67V68H3ZM6 67V66H5ZM7 67H8V65H7ZM7 68V69H5V70H3L2 68H0L1 70H0V102H3V97H5L4 95H6V94H8L10 91H12L11 90V87H6V84L5 85H1V83H3V82H5V80L7 81L8 79L7 78H9L10 77V74H12V73H10V71L9 70H11L10 68ZM22 67V66H21ZM36 67V66H35ZM43 67V68H42ZM95 67V66H94ZM178 66H176V68H177ZM232 67V66H231ZM234 67V66H233ZM244 67H245V64H244ZM248 67V66H247ZM30 68H33V67H31L30 66ZM50 68V67H49ZM112 68V67H111ZM117 68V67H116ZM169 68V67H168ZM167 68V69H168ZM179 68V67H178ZM211 68V67H210ZM19 69H21V68H19ZM35 69V68H34ZM40 69V70H39ZM41 69H42V71H41ZM180 69V68H179ZM232 69V68H231ZM86 70V69H85ZM119 70V69H118ZM121 70V69H120ZM235 70V69H234ZM239 70V69H238ZM20 71H23V70H20ZM98 71V70H97ZM168 71H169V69H168ZM237 71V70H236ZM247 71V70H246ZM19 72V71H18ZM28 72V71H27ZM101 72V71H100ZM121 72V71H120ZM244 72V71H243ZM24 73H25V71H24ZM30 73V72H29ZM43 73V72H42ZM40 73L41 74V76H43V74H46V73ZM88 73V72H87ZM104 73V72H103ZM123 73V72H122ZM213 73H214V71H213ZM234 73V72H233ZM14 74H15V72H14ZM14 74H12V76L11 77H13V75ZM35 74H37V73H35ZM249 74V73H248ZM39 75V74H38ZM101 75H103L102 73L100 74H98V77H99V79L98 78H96V79H94L95 80V82L96 83H94V84H96V85H94L92 82V85L91 86H89L90 85V83H89V87H74L72 90H69V92L67 93V95L65 96V97H63V98H66L65 100H66V102H65V104L63 105V110L64 111H66V113H67V115H68V117H67V115H66V117L67 118H69L70 117V119L71 120H69L68 122H70L71 123V127H73V128H79L80 127V133H81V131L82 132H84V133H90L91 135H90V139H92L93 140V142L94 143H97V145L98 146H96V147H99V148H101L102 149V151H104V152H108L107 150L109 149V151H112V150H114L113 149V147L116 145V144H114V146L112 147L111 145L109 146L108 145V149H107V146H106V144L105 143H107V141H104L103 139H100L101 137H99V134H101L100 132H102L103 133V131L105 130V132H107V133H109L108 132V128H106L105 126H112V128H110L111 130L114 128L115 130V133L116 132H118V134H120V133H123V135L125 136V138H126V140H128V137L130 138L131 137V135H135L136 134V132H137V130L138 129H141L142 130V128H140V126L142 127V121H143V117H142V114H140L142 111V109L140 108V105H141V103L139 104V105H136L135 103H133L132 101H130V99H128V97H127V95H125V86L124 87H116L115 85H117V84H115L114 85V83L113 82H108V80H107V77H106V74L104 75V76H100ZM114 75H115V72H114ZM181 75V74H180ZM212 75H214V74H212ZM15 76V75H14ZM27 76H29V74L28 75H26V77ZM32 76V75H31ZM35 76H37V75H35ZM40 76V77H41ZM22 77V76H21ZM25 77V76H24ZM25 77V78H26ZM30 77V76H29ZM40 77H38L37 76V78L39 79ZM96 77V76H95ZM103 77L105 78V80H107V82L105 83L104 82V84H103ZM112 77V76H111ZM118 77V76H117ZM14 78V77H13ZM13 78H11V79H13ZM28 78V77H27ZM103 80H102V79ZM34 79H35V77H34ZM33 79V81L34 82H37L38 83V81H35ZM38 79H36V80H38ZM41 79V78H40ZM39 79V80H40ZM101 79V80H100ZM109 79V78H108ZM115 79V78H114ZM123 79V78H122ZM101 82H100V81ZM116 80V79H115ZM20 81H21V79H20ZM124 81H125V79H124ZM14 82V81H13ZM16 82V81H15ZM22 82H24V81H22ZM27 82V81H26ZM25 82V83H26ZM39 82H41V81H39ZM97 82H99V84H97ZM120 82V81H119ZM7 83H8V81H7ZM9 83H11V81L9 82ZM29 83V82H28ZM27 83V84H28ZM34 83V86H33V88L34 89H37L36 91H35V93H34V91L31 93L30 91L28 92V90L29 89H26V88H24V86L26 85V84H24V85H22V84H20L21 86H22V88H20V87H17L19 90L21 89V90H23V88L24 89H26L27 90V93H31V94H33V95H31V97L32 96H34L33 98L35 99V97H36V100H38V98L37 97H41L42 95L43 96H46L47 97V95H49L50 94V90L48 89V88H44V87H40V86H38L37 88H36V85H41L40 83ZM112 83V84H111ZM124 83V82H123ZM122 83V84H123ZM253 83V82H252ZM256 83V82H255ZM36 84V85H35ZM107 84H108V86H107ZM121 84V85H122ZM125 84H126V82H125ZM130 84V83H129ZM98 85V87H96ZM111 85V86H110ZM112 85H114L113 87H112ZM146 85H148V84H146ZM151 85V84H150ZM256 85V84H255ZM263 85V84H262ZM261 85V86H262ZM5 86V87H4ZM259 86V85H258ZM14 87V86H13ZM30 87H32V85L30 86ZM40 87V88H39ZM108 87H112V92H110V93H108L107 92V90H109L110 88H108ZM132 87V86H131ZM130 87V88H131ZM15 88V87H14ZM15 89V92L14 93H12V94H10L9 93V99L10 98H12L13 100H15V102L17 103V100H18V96H20V92H22L21 90L20 91H18V89ZM27 88H29V87H27ZM72 88V87H71ZM129 88V89H130ZM135 88V87H134ZM31 89V88H30ZM127 89V88H126ZM149 89V88H148ZM153 89V88H152ZM264 89V88H263ZM16 90L18 91V92H16ZM110 90V91H111ZM132 90V89H131ZM187 90V89H186ZM251 90V89H250ZM253 90V89H252ZM259 90V89H258ZM257 90V91H258ZM264 91V90H263ZM24 92V91H23ZM128 92V91H127ZM150 92V91H149ZM190 92H191V90H190ZM256 92V91H255ZM262 92V91H261ZM17 93L19 94L18 96H17V98H16V95H17ZM25 93V92H24ZM129 93H131V92H129ZM136 93V92H135ZM139 93V92H138ZM151 93V92H150ZM149 93V94H150ZM158 93V92H157ZM188 93V92H187ZM239 93V92H238ZM258 93V92H257ZM152 94V93H151ZM156 94V93H155ZM154 94V95H155ZM245 94V93H244ZM15 95V96H14ZM22 95V94H21ZM25 95V96H24ZM23 95V97L21 96V98L22 99H20L19 98V100H23V102L24 103H27V101L30 103V102H32V103H36V100L33 102V100H32V98L30 99V95L29 96H26V93ZM137 95V94H136ZM143 95V94H142ZM153 95V96H154ZM159 95V94H158ZM183 95V94H182ZM188 95V94H187ZM13 96V97H12ZM129 96V95H128ZM171 96V95H170ZM175 96H176V94H175ZM240 96V95H239ZM263 96V95H262ZM14 97L17 99H14ZM26 97V98H25ZM133 97V96H132ZM137 97V96H136ZM229 97V96H228ZM242 97H244V96H242ZM27 99V98H29V100H27V101H25V99ZM143 98V97H142ZM160 98V97H159ZM159 98H158V100H159ZM172 98H173V96H172ZM186 98V97H185ZM187 98H188V96H187ZM186 98V99H187ZM235 98H237V97H235ZM11 99V101H13ZM178 99V98H177ZM180 99V98H179ZM190 99H191V96H190ZM190 99H187L188 101L190 100ZM193 99H194V97H193ZM192 99V100H193ZM18 100V101H19ZM32 100V101H31ZM197 100V99H196ZM199 100V99H198ZM9 102H11L10 100H8ZM38 101H40V100H38ZM134 101V100H133ZM140 101V100H139ZM148 101V100H147ZM174 101V100H173ZM176 101V100H175ZM174 101V102H175ZM202 101V100H201ZM235 101V100H234ZM8 102V103H9ZM14 102V103H15ZM190 102L191 101H189V104H190ZM193 102V101H192ZM195 102V101H194ZM193 102V103H194ZM7 103V102H6ZM5 103V105L7 106L8 104H6ZM19 103H21V102H19ZM35 103L33 104V106H32V104L31 105H29L30 107L32 106L33 108H34V106H35ZM53 103V102H52ZM154 103V102H153ZM184 103V102H183ZM205 103V102H204ZM237 103H239V102H237ZM244 103V102H243ZM37 105H38V103H36ZM135 104V105H134ZM145 104V103H144ZM143 104V105H144ZM172 104V105H171ZM173 102H171L170 101V103H169V105H168V107H170L169 108V110H166V115L164 114V116H162V118L164 117H168L167 119V135H169L170 136V138L172 137H175V136H177L178 134H180L179 133V129L178 128H176L178 125H180L179 123H180V121L182 120V121H184V122H186V120L189 118V116H188V118L185 116V117H183V115H182V117H181V119L178 121V123L177 122H175L176 120H177V118H180V117H178V115L181 113V112H184V110L182 109V108H180V112H179V107L180 106H178V104H174ZM180 104H182V103H180ZM188 104V103H187ZM198 104V103H197ZM203 104V103H202ZM227 104V103H226ZM245 104V103H244ZM249 104V103H248ZM21 105V104H20ZM19 105V106H20ZM36 105V106H37ZM171 105V106H170ZM230 105H232V104H230ZM229 105V106H230ZM1 106H3V104L1 103ZM12 106H13V104H12ZM17 106V105H16ZM15 105H14V107H16ZM41 106V105H40ZM145 106V105H144ZM155 106V105H154ZM157 106H159V105H157ZM164 106V105H163ZM162 106V107H163ZM167 106V105H166ZM174 106V107H173ZM185 106V105H184ZM195 106V105H194ZM229 106H228V108H229ZM233 107L232 108H234V109H232V110H234V111H229L228 113H227V111L229 110L228 108L226 109V110H224L225 112H226V114H225V112H223V114L224 115H226V116H228L230 119L232 118L233 119V121H231L232 123H230V121H229V123H226V122H228V120H230V119H228L225 123L228 125L229 124V128H231L230 129V131H229V128H228V126L226 125V128L228 129V133L227 134H229L230 136H228V140L227 139H225V137H226V132L224 131V132H220L219 130H215V129H217V128H214L213 129V127H211L210 125L209 126H206V125H203V124H201V123H203V122H201V123H198V124H195V125H198L199 126V128L198 129H196L195 127H192L193 128V130H191V132L192 133H194V138H196V142H195V147H196V149H197V151H196V155H197V157H196V159L194 160V161H192L193 159H191V163H189L190 165H189V167H184V166H177V165H179V164H177V165H173V168H169L168 170H161V171H157L156 169H154V171H153V169L151 170V171H149L148 172V170H146V169H144V170H140V172L142 173V171H144L142 174L143 175H141L140 174V172L138 173V175H139V177L137 176V174H136V172H134L133 170L131 171V169H134L135 167L132 165L133 163V161L130 163V160H128V159H126V158H124V154H125V152H127L126 150H127V148H125V146H126V144H125V146H123V145H121L122 147H124V148H122V150L120 149V147H119V155L122 157H120L119 155V159L121 160L120 161V164H119V167H117L118 169H117V171H115L116 172V174H113L112 173V171H111V173L113 174H111L110 172V174L112 175V179L114 180L115 179V183H116V181L117 182H119V180L121 181V179L123 180V181H121L120 183H121V186H120V188H121V190H120V192L122 191V193L121 194H119V190H117L119 187H117V185L119 186V183L118 184H116V189L115 190H117V191H114V189L112 190L113 191V193L114 192H117V196H115V194H113L115 197V199H113V196L110 198V195H109V197H108V195H106V197L104 196L105 194H106V192L104 193V191H98L96 188V192L94 191L95 189H92V193L93 194H96V193H99V194H97V195H102L103 197H105V198H103L102 196V198L103 199H112V202H113V206L114 207H116V208H113L112 210L113 211H117V213L119 212L120 213V210H121V213H122V209H120V207L119 206H124L123 204H121V201H123L124 199H121L120 197H121V195H122V198H126L124 201H126L125 203H126V205H127V208L129 207L130 209H131V205L130 204H133V202H131L132 200H131V198L132 199H134V198H136V197H140V199H141V197L142 196H135V197H133L132 195V193H134V190L133 189H136L135 188V186H133L134 184L136 185V186H138V188H140V187H143V189L141 190V188H140V190L138 189V191L136 190L135 191V193H136V195L137 194H139L140 193V191L142 192H144V197H146L147 199L146 200H148V198L149 197H151V198H149V199H151L152 201L154 200L155 202V204L154 205H156L158 208V210H156V212L158 211L159 212V215H160V212L161 213H163L162 215L163 216H165L164 217V220H160V221H158L157 220V222H156V220H153L152 218H153V216H150L149 214V216L150 217H152L150 220L152 221L153 220V222H149L148 223V225H146V223H145V220H146V218H145V220L143 219V217L145 216H143L142 214H140L141 216H143V217H141L140 215V217L143 219V221H144V224H142L141 223V225L143 226V227H141V226H139V221L141 220L138 216H136V217H132V218H139V219H137L138 221V223L139 224H137V226H136V229L138 228H140L139 230H137L136 231V229H134V230H132V228H131V226L133 225H131V224H125L124 225V223H125V221H124V223H122L123 224V226H125V227H121V231H120V233H117V234H115V236L117 237V238H115V236H114V234L111 236V238H113V236H114V238H113V240L114 239H117V240H114L113 242L111 241V239H110V235H111V232H110V234L107 236V234L103 231V230H101L103 227H104V225L103 224H99V225H101V229H100V227H99V225H98V230L99 231H101V232H103V233H105L106 234V236L110 239V241L108 240V238H106L109 242L108 243H105V244H107V246L105 245V247H107L106 249H108L107 251H105V254H106V252H107V254H110L111 253V251L113 250V249H111V248H114V249H116V250H118L119 252H120V254H118V251L117 252H115L114 250H113V252H115L116 253V255L118 254V255H120V256H123V258L125 259L126 257H128L129 256V254L130 253H134L135 255H138L139 253H140V250H141V248H142V246L143 245H146V243H154L155 245H157L156 243L158 242V243H160L159 245H161L162 243V247H164V245L165 246H167V240L168 239H170V240H172V235L174 234V233H177L178 235H180V234H182V233H178L180 230H182V229H186V230H188V231H186L185 233L186 234H188L189 233V231L190 232H198V228L200 227V228H203L202 230H200V231H203L204 229H206V230H204V232L206 231V232H208V233H210L208 230H211V233L213 232V230L215 231V229L217 230V226H216V224L214 223L215 221H217L218 222V224H221V222H223V221H225V220H223L222 221V218L223 217H221V214H220V219H219V211H221V213H222V215H223V213L225 212V214H226V212H228V203H230V202H228V197H227V199H224L226 196V193L223 191V189H222V193H220L221 192V189H219V186H220V184L222 183H219V182H215V179H218V180H221V181H223L224 180V178L225 177H229V179L231 180V179H234V178H231L232 177V175L231 174H229L228 175V173H229V170L231 169V171L233 170V169H236L237 171H239V174H240V177L241 176H243L244 175V177H241V179L242 178H244L245 180H246V177H248L249 175L247 174L248 173V167H249V169H251L250 168V166L252 165H250V163H248V162H250V161H246L245 162V160H249V158L248 159H245L244 160V158H247V156L246 155H248V153L246 154V152H249L250 150V154L252 153V155L255 153V152H257L256 150H257V148L258 147H260V148H262L261 146H260V143H261V141H262V139H260L259 137H261V138H264V133H261V131H264V130H262L263 128H262V126L263 125H260L259 124V122H260V119L258 120H256V118H257V116L255 115V113H252L251 111H244L243 109L242 110H237V108H236V111H238V112H236L235 111V106H234V104L232 105ZM237 106V105H236ZM244 106V105H243ZM10 107V106H9ZM190 107H191V104H190ZM231 107V106H230ZM241 107V106H240ZM239 107V108H240ZM251 107V106H250ZM4 108V107H3ZM21 108H22V106H21ZM150 108H151V106H150ZM244 108V107H243ZM255 108V107H254ZM261 108V107H260ZM1 109H2V107H1ZM17 109V108H16ZM30 109H32V108H30ZM91 109H93V113H95V116H94V118L97 120V121H99V122H102L103 124H104V126H103V128H102V130H99L101 127L99 126V129H97V126L98 125H94L95 127H96V129H97V131H92V129H91V127H92V124L93 123H96L95 121L94 122H91V124L90 123H88V125H86L85 124V126L83 125V128H82V130H81V126H82V124H81V126H79V117H80V115L83 113V112H87V113H90L91 112ZM145 109V108H144ZM153 109L154 110H156V108L155 107H153ZM231 109V108H230ZM256 109H258V108H256ZM29 110V109H28ZM146 110V109H145ZM178 110V111H177ZM190 110V109H189ZM192 110H193V108H192ZM191 110V111H192ZM3 111H5V110H3ZM3 111H1V112H3ZM11 111V110H10ZM17 111V110H16ZM149 111V110H148ZM153 110L151 109V113H153L152 112ZM165 111V110H164ZM190 111V112H191ZM194 111V110H193ZM15 112V111H14ZM52 112V111H51ZM150 112V111H149ZM149 112H147L148 114H149ZM157 112H159V111H157ZM163 112V111H162ZM178 112V113H177ZM231 112V113H230ZM16 113V112H15ZM14 113V114H15ZM17 113H19L18 115H21V113H22V111H21V113L19 112V111H17ZM17 113H16V115H17ZM24 113H25V110H24ZM27 113H28V111H27ZM32 113V112H31ZM30 113V114H31ZM47 113H48V111H47ZM50 113V112H49ZM85 113H83L84 115H85ZM146 113V112H145ZM144 113V111H143V115H144V117H146L147 116V114H145ZM150 113V114H151ZM164 113V112H163ZM163 113H161V115L163 114ZM2 114V113H1ZM4 114L6 115H9L10 113H8L7 111L6 112H4ZM65 114V113H64ZM187 114H189L188 112H187ZM227 114H229V115H227ZM50 115V114H49ZM48 115V116H49ZM51 115H53L52 113H51ZM50 115V116H51ZM93 115V114H92ZM91 115V116H92ZM140 115H141V117L142 118H140ZM146 115V116H145ZM153 116L152 117H154V115L155 114H152ZM200 115H201V117H203V113H200ZM12 116H14L13 115V112H11V115L9 116V117H11L12 119H13V121L14 122H16L15 120L17 119V121L19 122V120H20V123H21V118L19 119L18 118V116H15V118L14 117H12ZM88 116H89V114H88ZM180 116V115H179ZM226 116H221L222 118L224 117V120L223 121H225V118H226ZM261 116V115H260ZM0 117H2L1 115H0ZM19 117H21V116H19ZM23 117V116H22ZM44 117H46V116H44ZM85 116H83L82 117V120L83 119H85L84 118ZM191 117V116H190ZM6 118H8L7 116H6ZM28 118V117H27ZM41 118V117H40ZM66 118V119H67ZM91 118H93V117H91ZM147 118V117H146ZM150 119H151V121L154 119V118H151V117H149ZM148 118V119H149ZM157 118V117H156ZM164 118H163V120H164ZM200 118V117H199ZM255 118V119H254ZM259 118V117H258ZM3 119V118H2ZM10 119V118H9ZM15 119V120H14ZM19 119V120H18ZM24 119V118H23ZM36 119V118H35ZM44 119V118H43ZM150 119H149V121H150ZM190 119V118H189ZM193 119H194V117H193ZM201 119V118H200ZM1 120V119H0ZM50 120V119H49ZM93 120V119H92ZM192 120V119H191ZM206 120V119H205ZM261 120H263V118L261 119ZM3 121V120H2ZM12 121V120H11ZM45 121V120H44ZM52 121H54V120H52ZM51 121V122H52ZM88 121V120H87ZM155 121V120H154ZM153 121V122H154ZM4 122V121H3ZM54 122H56V121H54ZM67 122V123H68ZM145 122V121H144ZM165 123H166V121H164ZM163 122V124L165 125V123ZM188 122V121H187ZM191 122V121H190ZM196 122V121H195ZM262 122V121H261ZM263 122H264V120H263ZM13 123V122H12ZM23 123V122H22ZM102 123H101V125H102ZM147 123H150V122H147ZM155 123V122H154ZM154 123H153V125H154ZM197 123V122H196ZM0 124H1V121H0ZM4 124V123H3ZM97 124V123H96ZM99 124V123H98ZM141 124V125H140ZM146 124V123H145ZM151 124V123H150ZM150 124L148 125V124H146V125H148L147 127H149L150 126ZM160 124V123H159ZM188 124V123H187ZM262 124V123H261ZM6 125H7V123H6ZM138 125H139V127H138ZM146 125H143V126H146ZM152 125V124H151ZM261 126V128H260V126ZM14 126V125H13ZM16 126H18V124L16 123V125H15V127ZM160 126V125H159ZM162 127H163V125H161ZM186 126V125H185ZM70 127V128H71ZM151 127V126H150ZM165 127V126H164ZM187 127H188V125H187ZM197 127V126H196ZM222 127H223V124H222ZM238 127V128H237ZM264 127V126H263ZM12 128V127H11ZM9 128L10 129V131H11V133L13 132V131H15V128ZM26 128V127H25ZM156 128V127H155ZM159 127H157V129H158ZM191 128V129H192ZM225 128V129H226ZM8 129V130H9ZM14 129V130H13ZM17 129V128H16ZM95 128H93V130H96ZM104 129V130H103ZM147 128L145 127V130H146ZM150 129V128H149ZM148 129V130H149ZM224 129V130H225ZM226 129V130H227ZM6 130V129H5ZM13 130V131H12ZM68 130V129H67ZM74 130V129H73ZM99 130V131H98ZM138 131V132H143V130L142 131ZM160 130V129H159ZM157 131L158 133L157 134H159L160 133V131ZM164 130V129H163ZM2 131V130H1ZM113 131V130H112ZM111 131V132H112ZM113 131V132H114ZM150 131H152V129H150ZM154 131V130H153ZM165 131V132H166ZM210 131H212V133L210 134L209 132ZM6 132V131H5ZM16 132V131H15ZM48 132V131H47ZM70 132H71V130H70ZM72 132H74V131H72ZM97 132H99V134L97 135ZM147 132V131H146ZM149 132V131H148ZM162 130H161V134H162ZM230 132V133H229ZM10 133V134H11ZM75 133V132H74ZM106 133V134H107ZM154 133H156L155 131H154ZM6 134V133H5ZM15 133H13L12 135H14ZM16 134H18L19 135V133H16ZM22 134V133H21ZM20 134V135H21ZM81 134H83V133H81ZM139 134V133H138ZM142 135L144 134V133H141ZM148 134V133H147ZM261 134V135H260ZM76 135V134H75ZM105 135V134H104ZM123 135H121V136H123ZM140 135V134H139ZM141 135V136H142ZM163 135V134H162ZM225 135V137H223ZM260 135V136H259ZM7 136V135H6ZM78 136V135H77ZM80 136H82V135H79V137ZM123 136V137H124ZM154 136H156V135H154ZM165 136V135H164ZM164 136L162 137V138H164ZM192 136V135H191ZM4 137H5V135H4ZM115 137H117V136H115ZM114 137V138H115ZM133 137V136H132ZM139 137V136H138ZM137 137V138H138ZM143 137V136H142ZM141 137V140L142 139H144V138H142ZM158 137V136H157ZM161 137V135L159 134V138ZM167 137V136H166ZM235 137H237V138H235V140H232V139H234ZM11 138V137H10ZM14 138V137H13ZM121 138V137H120ZM179 138V137H178ZM230 138H231V140L232 141H235V143L236 142H238L239 144H240V140H242V138H243V141L242 142H244V140H246L244 143L245 144H247V142H248V144L247 145H244V143H243V145L245 146V147H243L246 151H244V149L241 147L242 145L240 144V147H239V144L238 145H235V143H234V145L235 146H237V148H233V147H235V146H233V142L230 140ZM239 138H240V140H239ZM44 139V138H43ZM71 139H73V136H72V138ZM110 139V138H109ZM119 139V138H118ZM124 139V138H123ZM140 139V138H139ZM139 139H138V141L137 142H139ZM158 139V138H157ZM219 139H225L226 141H228L229 142V140L231 141L228 145H226L227 143L225 142V141H223V142H225V144H223V142H222V144L223 145H226L225 147H227V146H229L230 144H232L231 145V149L232 150H229V151H236V149H237V151H240V150H242L240 153H242V155H244L245 157H242L241 156V154L240 155H238V153H237V151L235 152L236 153V155L237 156H239V157H242L241 159L239 158V160H242V161H240V166L241 165H243V163H244V165L243 166H241V167H245L246 165H248V167L246 166V168L247 169H245V168H241L239 165H238V163L239 162H235V163H237V165H235V163L233 164V162L234 161H232L230 158H228V156H230L228 153V155L226 154V152L225 151H228V150H224L225 148L223 147V145L222 144H220V145H218V141H219ZM5 140V139H4ZM52 140V139H51ZM69 140L70 139H68V142H69ZM103 140V141H102ZM108 140V139H107ZM130 140V141H129ZM127 142L129 143V142H131V138L129 139ZM133 140V139H132ZM165 140V139H164ZM172 140V139H171ZM174 140V139H173ZM238 140V141H237ZM261 140V141H260ZM264 140V139H263ZM19 141V140H18ZM143 141V140H142ZM141 141V142H142ZM240 141V142H239ZM5 142V141H4ZM12 142H14L13 141V139H12ZM12 142L10 141V143L12 144ZM16 142H17V139H16ZM16 142H14V143H16ZM119 142V141H118ZM126 142V143H127ZM140 142V147L142 148V146L144 147L145 145V142H143L144 144H142ZM217 142V144L216 145H218L219 146V150H220V146L222 145V147L224 148L223 150H222V147H221V152L220 151H218V152H215V148L217 147L216 145V147H214V143H216ZM260 142V143H259ZM3 143V142H2ZM1 143V144H2ZM7 143H8V141H7ZM70 143V142H69ZM68 143V144H69ZM75 143V142H74ZM119 143H122V142H119ZM147 143V142H146ZM161 143V142H160ZM159 143V144H160ZM165 143V142H164ZM167 143V142H166ZM264 142H262V144H263ZM6 144V143H5ZM4 144V145H5ZM35 144V143H34ZM67 144V145H68ZM130 144H132V143H130ZM129 144V145H130ZM261 144V145H262ZM14 145V144H13ZM17 145H18V143H17ZM40 145V144H39ZM136 145V144H135ZM137 145H139V143H137ZM164 145V144H163ZM16 146V145H15ZM72 146V145H71ZM117 146V145H116ZM115 146V147H116ZM118 146H119V144H118ZM132 146H134V145H132ZM233 146V147H232ZM262 146H264V144L262 145ZM14 147V146H13ZM68 147V146H67ZM70 147V146H69ZM77 147V146H76ZM96 147H92V148H96ZM138 147V146H137ZM190 147V146H189ZM248 147L250 148V149H248ZM1 148H3V147H1ZM132 148V147H131ZM130 148V149H131ZM139 148V147H138ZM140 148V149H141ZM151 148V147H150ZM157 148H158V146H157ZM240 148V149H239ZM259 148V149H260ZM5 149H6V147H5ZM72 149H74V148H72ZM90 149H91V147H90ZM98 149V148H97ZM118 149V147H116V150ZM123 149H124V151H123ZM129 149V150H130ZM139 149V150H140ZM143 149V148H142ZM226 149H228V148H226ZM239 149V150H238ZM258 149V150H259ZM264 149V148H263ZM75 150V149H74ZM99 150V149H98ZM247 150H249V151H247ZM255 150V151H254ZM262 149H260L259 151H258V153L257 154H255V156H257L258 154H259V152L261 151ZM3 151V150H2ZM9 151H10V149H9ZM133 151H134V148H133ZM137 151V150H136ZM141 151V150H140ZM144 151V150H143ZM147 151V150H146ZM159 151V150H158ZM223 151H224V153H223ZM245 153H244V152ZM263 151L264 150H262V153L260 154V156L261 155H263L264 156V153H263ZM1 152V151H0ZM6 152V151H5ZM97 152V151H96ZM113 152V151H112ZM139 152V151H138ZM79 153H80V151H79ZM79 153H76V157H79L80 159H76L75 161L77 162V163H79V164H81V165H83V161H82V158L80 157V155H79ZM110 153V152H109ZM143 153H145V151L143 152ZM147 153V152H146ZM145 153V154H146ZM157 153V152H156ZM234 154L235 155V153L234 152H231V154ZM244 153V154H243ZM75 154V153H74ZM83 154V153H82ZM89 154H90V151H89ZM92 154V153H91ZM99 154V153H98ZM113 154V153H112ZM115 154V153H114ZM113 154V155H114ZM138 154V153H137ZM136 154V155H137ZM144 154V155H145ZM246 154V155H245ZM1 155V154H0ZM33 155V154H32ZM88 155V154H87ZM93 155V154H92ZM103 155V154H102ZM106 155L107 154H105V157H106ZM111 155V154H110ZM130 155H131V153H130ZM147 155H148V153H147ZM156 155H158V153L156 154ZM235 155V156H236ZM101 156V153H100V155H99V157ZM116 155H114L113 157H115ZM254 156V155H253ZM260 156H258L257 158H256V160H258L259 159V157ZM48 157V156H47ZM104 157V158H105ZM117 157V156H116ZM138 157H141V156H138ZM38 158V157H37ZM103 158V159H104ZM129 158V157H128ZM131 158V157H130ZM146 158V157H145ZM151 158V157H150ZM149 158V159H150ZM163 158V157H162ZM254 157H252V158H250V160L252 161V159H253ZM262 158V156L260 157V159ZM100 159V158H99ZM109 160L110 159H112L110 156H109V158H108ZM115 159V158H114ZM136 159V158H135ZM152 159V158H151ZM165 159H167L166 157H165ZM259 159V161L258 162H261V163H264V158H262L263 160L261 161ZM106 160V159H105ZM143 160V159H142ZM238 160V159H237ZM238 160V161H239ZM255 160V159H254ZM256 160H255V162H256ZM104 161V160H103ZM137 161V160H136ZM141 161V160H140ZM155 162H156V160H154ZM162 161V160H161ZM160 161V162H161ZM167 161V160H166ZM169 161V160H168ZM173 161H174V159H173ZM76 162H71V161H69L66 165H67V169H69L70 168V166L71 165H73V164H76ZM102 162V161H101ZM105 162V161H104ZM108 162V161H107ZM110 162H112V161H110ZM116 162H118V161H116ZM138 162V161H137ZM144 162V161H143ZM146 162H148L149 163V161H146ZM163 162V161H162ZM243 162V163H242ZM252 162H254V161H252ZM257 162V163H258ZM35 163V162H34ZM109 163V162H108ZM112 163H114V162H112ZM157 163V162H156ZM167 163V162H166ZM175 163V162H174ZM104 164V163H103ZM111 164V163H110ZM142 164L143 163H141V162H138L137 163V167L139 166L140 168H141V166H142ZM158 164V163H157ZM172 164V163H171ZM171 164H169V166L171 165ZM259 164V163H258ZM257 164V165H258ZM30 165V164H29ZM36 165H38V164H36ZM85 165H90V166H94V164H91V163H88V162H85ZM163 165H165L164 164V162H163V164H162V166ZM233 165L235 166V167H237V166H239L241 169H242V171H241V169H237V168H234L233 167ZM31 167H32V164L30 165ZM35 166V165H34ZM98 166V165H97ZM105 166H108V164H105ZM105 166H103V168L105 169ZM111 166H112V164H111ZM168 166V167H169ZM256 166V165H255ZM255 166H253V167H255ZM261 166H263V164H261L260 166H257L258 168L259 167H261ZM44 167H45V165H44ZM99 167V166H98ZM97 167V168H98ZM101 167V166H100ZM161 167V166H160ZM165 167V166H164ZM163 167V168H164ZM167 167V166H166ZM230 167H233V169L232 168H230ZM41 168V170H43L42 169V167H40ZM96 168V166H94V171H96L98 174L101 172H98V169ZM102 168V167H101ZM107 168V167H106ZM113 169H115L114 167H112ZM131 168V169H130ZM256 169V168H253L252 170H251V173L252 172H254V170L256 169V171L257 170H259V169ZM262 168V167H261ZM71 169V168H70ZM131 172H134V175L136 174V176L139 178V180L142 182V184L141 185H139L140 183H138L137 181H138V178L135 180V178L133 179V178H131V177H133V173H130V171ZM164 169H166V168H164ZM244 169V170H243ZM30 170V169H29ZM33 170V169H32ZM99 170H100V168H99ZM116 170V169H115ZM137 170V169H136ZM147 171V173H146V171ZM156 170V171H155ZM232 171V173H234V175H233V177H235L236 178V174H237V171ZM245 170H247V173H246V171ZM109 171V170H108ZM108 171H106L105 170V173L106 172H108ZM231 171H230V173H231ZM240 171H241V173H240ZM243 171H245L244 172V174H242V172ZM255 171V172H256ZM41 172V171H40ZM96 172H94V176L96 177V175H95V173ZM102 172H103V169H102ZM101 172V174H100V176H103V178H104V175H105V173H102ZM138 172V171H137ZM236 172V173H235ZM254 172V173H255ZM44 173V172H43ZM250 174V173H249ZM253 174V173H252ZM37 175V174H36ZM41 175V174H40ZM106 175L108 176V174L106 173ZM117 175V176H116ZM118 175H120V176H118ZM132 175V176H131ZM245 175H246V177H245ZM135 176V177H136ZM45 177V176H44ZM46 177H48V176H46ZM99 177V176H98ZM111 177V176H110ZM116 177V178H115ZM119 177H121L120 179H117V178H119ZM107 178V177H106ZM10 179H12V178H10ZM17 179V178H16ZM111 178H109V180H110ZM117 179V180H116ZM130 179H133L132 181L130 180ZM237 179H239V175H238V178ZM237 179H235V180H237ZM13 180V179H12ZM49 180V179H48ZM102 180H104V179H102ZM101 180V181H102ZM128 180H130V181H128ZM136 181V183L138 184H136V183H134L135 181ZM234 180V181H235ZM259 180V179H258ZM98 181V180H97ZM108 181V180H107ZM134 181V182H133ZM14 182V181H13ZM123 182V183H122ZM128 182H133L134 184L133 185H128V184H130V183H128ZM236 182V181H235ZM106 183H108V182H106ZM105 183V184H106ZM111 183H112V180H111ZM114 183V184H115ZM234 183V182H233ZM262 183H263V181H262ZM23 184V183H22ZM46 184V183H45ZM123 184V185H122ZM101 185H103V184H101ZM108 185V184H107ZM227 185V184H226ZM260 185V184H259ZM258 185V186H259ZM262 185V184H261ZM111 186V185H110ZM110 186H107L108 187V191H110V189H109V187ZM129 186H132L133 187V189H132V187L131 188H129ZM140 186V187H139ZM224 186V185H223ZM101 187V186H100ZM103 187H105V186H103ZM111 187H113V185L111 186ZM225 187V186H224ZM228 187V186H227ZM254 187H255V185H254ZM253 187V188H254ZM89 188V187H88ZM94 188V187H93ZM127 188H129L128 190H127ZM221 188V187H220ZM14 189V188H13ZM106 189V187L105 188H102L101 190H105ZM106 190V191H107ZM131 190V191H130ZM132 190H133V192H132ZM225 190H227V189H225ZM10 191V190H9ZM14 191V190H13ZM95 193H94V192ZM98 191V192H97ZM107 191V192H108ZM111 192V191H110ZM110 192H108L107 194H109ZM132 192V193H131ZM251 192V191H250ZM255 192V191H254ZM253 192V193H254ZM91 193V194H92ZM102 193H104V195L102 194ZM224 193H225V195H224ZM228 193H230V192H228ZM227 193V194H228ZM110 194H112V193H110ZM123 194H125V196L123 197ZM231 194H233V192H231ZM215 195V196H214ZM224 195V196H223ZM251 195V194H250ZM23 197V196H22ZM100 197V198H101ZM98 198H99V196H98ZM97 198V199H98ZM138 200V201H141V200ZM110 200H106L105 201V203L106 202H109ZM145 200V199H144ZM143 200V201H144ZM150 200V201H151ZM226 200V201H225ZM230 200V199H229ZM93 201V200H92ZM102 202H104V200H101ZM123 201V202H124ZM127 201L130 203H127ZM230 201H232V200H230ZM101 202V203H102ZM119 202H120V204H119ZM111 202H109L108 203V205H107V203H106V205H107V207L109 208L110 206H109V204H110ZM139 203V202H138ZM138 203H137V205H138ZM141 203V202H140ZM139 203V204H140ZM151 203V205H153L152 204V202H150ZM99 204V203H98ZM112 204V203H111ZM142 204V203H141ZM162 204L164 205V206H162ZM230 204H232V203H230ZM237 204V203H236ZM102 205H104V203L102 204ZM128 205H130V206H128ZM143 205V204H142ZM141 205V206H142ZM148 205V204H147ZM151 205L149 206V208L151 207ZM133 206V205H132ZM155 206V207H156ZM236 205H234V207H235ZM240 206V205H239ZM238 206V207H239ZM126 207V206H125ZM125 207H121V208H123L124 210V212L127 210V208H125ZM143 207V206H142ZM164 207L165 208H168V209H164ZM102 208V207H101ZM103 208L105 209V206H103ZM137 208V207H136ZM138 208H141V207H138ZM152 208H154V207H152ZM91 209V208H90ZM103 209V212H107V209L106 210H104ZM115 209V210H114ZM119 211H118V210ZM134 208H132V210H133ZM145 209V208H144ZM144 209H143V213H144ZM155 209V208H154ZM165 210V212H164V210ZM233 209V208H232ZM111 210V209H110ZM112 210H111V212H109L111 215H112V213H113V215H114V212H112ZM129 210V209H128ZM150 210V209H149ZM148 209L146 210L145 209V211H149ZM101 211V210H100ZM115 211V212H116ZM139 211V210H138ZM89 212V211H88ZM124 212L122 213V214H124ZM150 212V211H149ZM234 212V211H233ZM109 213L108 214H106V215H108V216H110L109 215ZM116 213V214H117ZM146 213V212H145ZM154 213V212H153ZM96 214V213H95ZM98 214V213H97ZM105 214V213H104ZM132 214H133V212H132ZM155 214V213H154ZM179 215V217H177V215ZM134 215H135V213H134ZM133 215V216H134ZM137 215V214H136ZM147 215V214H146ZM104 216V215H103ZM121 216H123V215H121ZM124 216H126V212H125V215ZM123 216V217H124ZM100 217V216H99ZM107 216H104L103 218H106ZM115 217H118L117 215L115 216ZM122 217V218H123ZM128 217V216H127ZM130 217V216H129ZM149 217V218H150ZM161 217V216H160ZM109 218V217H108ZM107 218V220H104V219H102L103 220V222L105 221H108V220H110L111 221V216H110V219H108ZM114 218V217H113ZM165 218H166V220H165ZM192 219V222H194V220H197V221H195V222H198V223H196V229L194 228V230H193V227H195V226H193V227H191L192 226V223H190V225L191 226H189V228L187 229L186 227H184L183 225H185L184 223H187V222H190L191 221V219ZM197 218V219H196ZM210 218H212L213 219V226H215V227H213L212 226V222L209 220ZM128 219H130V218H127V220ZM156 219V218H155ZM162 219V218H161ZM190 219V220H189ZM99 220V219H98ZM113 220V219H112ZM123 220V219H122ZM122 220L120 221V223L122 222ZM187 220H189V221H187ZM206 220H208V221H210L211 223L209 224L208 223V221H206ZM227 220V219H226ZM130 221V220H129ZM126 222V223H130V222ZM142 221V220H141ZM161 221H164V222H166V224L164 223V225H162V224H160V223H162ZM185 221H187V222H185ZM199 221H201L200 223H199ZM203 221V222H202ZM206 221V223H208L207 224V226H204V225H206V223L204 224V222ZM100 222V221H99ZM98 222V223H99ZM113 222H115L114 220L111 222V223H113ZM134 222V221H133ZM135 222H136V220H135ZM148 222V221H147ZM182 222H184V223H182ZM108 223V222H107ZM111 223L110 224H108V229L110 228V226H111ZM119 223V221H118V226H120V225H122V224H120ZM97 224V223H96ZM200 225V224H203V225H201V226H197V225ZM107 225V224H106ZM115 225H116V227H115ZM131 225V226H130ZM193 225H195V223L193 224ZM225 225V224H224ZM112 226H114L113 228H115L116 230L117 229H119L118 227H117V223H115V224H112ZM134 226H135V223H134ZM133 226V227H134ZM158 228H157V227ZM209 226H212L211 228L209 227ZM107 227V226H106ZM161 227V228H160ZM165 227V228H164ZM167 227V228H166ZM190 227H191V229H192V231H191V229H190ZM210 229H209V228ZM221 227V226H220ZM215 228V229H214ZM105 229H107V228H105ZM169 229H172V231H169ZM208 229V230H207ZM221 229V228H220ZM220 229H218L219 231H220ZM134 231V232H133ZM141 231L142 232V234H140V235H138V236H136L139 232ZM177 231V232H176ZM183 232H184V230H182ZM98 232V231H97ZM196 232V233H197ZM215 232H217V231H215ZM215 232H213V233H215ZM136 233V235H134ZM184 233V234H185ZM202 233V232H201ZM201 233H199V235L201 234ZM210 233V234H211ZM102 234V233H101ZM185 234V235H186ZM198 234V233H197ZM197 234H196V236H193L194 235V233L193 234H191L190 233V236L188 235V236H186V237H190V238H192L193 240H194V237H197V239L199 238V239H201V237L198 235L197 236ZM216 234V233H215ZM63 235H66V232H65V234L63 233ZM98 235H100L99 233H98ZM104 235V234H103ZM145 235V236H144ZM183 235V234H182ZM182 235H180L178 238L176 237L177 235H175L174 234V236H173V238H174V243H175V245L174 244H171V246L173 247V245L174 246H178V245H180L181 243L180 242H182V243H184L185 242V240H186V237H185V239L184 240H182V241H180V242H178L179 240V238H182ZM192 235V236H191ZM202 235V234H201ZM209 235V234H208ZM105 236V235H104ZM105 236V237H106ZM214 236V235H213ZM61 237H64V236H61ZM60 237V238H61ZM67 237V236H66ZM66 237H64V238H66ZM203 237V236H202ZM207 237V236H206ZM68 238V237H67ZM96 238V237H95ZM104 238V237H103ZM190 238H188L189 240H190ZM58 239V238H57ZM102 239V237L99 239V241ZM187 239V241H189ZM196 239V238H195ZM93 240V239H92ZM96 240H98V238H96ZM107 240H105L104 239V242L106 241L107 242ZM55 241V240H54ZM81 241V240H80ZM79 241V242H80ZM103 241V240H102ZM173 241H171V243L173 242ZM177 243H176V242ZM184 241V242H183ZM203 241V240H202ZM82 242V241H81ZM104 242H102V243H100V244H102L103 245V243ZM198 242V241H197ZM204 242V241H203ZM205 242H206V239H205ZM76 243V242H75ZM93 243V242H92ZM264 243V242H263ZM47 244V243H46ZM53 244V243H52ZM62 245H63V243H61ZM65 244V243H64ZM80 244V243H79ZM78 244V245H79ZM82 244V243H81ZM80 244V245H81ZM88 244V243H87ZM94 244H99V243H94ZM118 244H120V246H118ZM185 244V243H184ZM207 244V243H206ZM150 245V244H149ZM153 245V244H152ZM151 245V246H152ZM159 245H157L156 247H154V248H157ZM182 246H183V244H181ZM40 246V245H39ZM77 246V245H76ZM81 246H83V245H81ZM96 246V245H95ZM98 246V245H97ZM109 246V247H108ZM147 246V245H146ZM169 246V245H168ZM171 246H169L168 248L170 249L171 248ZM45 247V246H44ZM46 247H48V246H46ZM54 247V246H53ZM101 247V246H100ZM111 247V248H110ZM185 247V246H184ZM183 247V248H184ZM72 248V247H71ZM74 248V247H73ZM77 248H78V246H77ZM99 248V247H98ZM102 248H103V246H102ZM109 248L111 249L110 251H109ZM146 248V247H145ZM161 248V247H160ZM180 248V247H179ZM204 248V247H203ZM57 249V248H56ZM65 249V248H64ZM96 249V248H95ZM106 249H103V250H106ZM140 249V250H139ZM158 249V248H157ZM156 249V250H157ZM167 249V247L165 248V250ZM172 249V248H171ZM173 249H175V248H173ZM70 250V249H69ZM82 250V249H81ZM100 250H102V249H100ZM122 250H124L123 251V254H122ZM187 250V249H186ZM204 250V249H203ZM37 251V250H36ZM58 251V250H57ZM76 251V250H75ZM74 251V252H75ZM146 251V250H145ZM163 251V250H162ZM169 251V250H168ZM32 252V251H31ZM110 252V253H109ZM112 252V254L111 255H113L114 253ZM150 252H151V250H150ZM149 252V253H150ZM158 252L160 253V251L158 250ZM167 252V251H166ZM60 253H62V252H60ZM88 253V252H87ZM101 253V252H100ZM102 253H104V251H102ZM164 253H165V251H164ZM176 253H177V251H176ZM175 253V254H176ZM42 254H44V253H42ZM66 254V253H65ZM41 255V254H40ZM48 255V254H47ZM56 255V254H55ZM60 255V254H59ZM90 255V254H89ZM115 256V255H113V256H115V257H113V258H115V259H117L116 261H118V259H120V256ZM165 256H166V254H164ZM163 254H162V256H164ZM34 256V255H33ZM54 256V255H53ZM86 256V255H85ZM138 256H140V254L138 255ZM142 256V255H141ZM149 256V255H148ZM152 256V255H151ZM162 256H160L158 259L156 258V257H158V256H156L155 258L157 259V260H160L161 261V259L162 260H164V257H162ZM169 256V255H168ZM56 257V256H55ZM73 257V256H72ZM94 257V256H93ZM101 257H103V256H101ZM174 257V256H173ZM44 258V257H43ZM48 258V257H47ZM47 258H45V259H47ZM52 258H54V257H52ZM65 258V257H64ZM64 258H63V260H64ZM88 258H89V256H88ZM122 258V257H121ZM141 258V257H140ZM146 258V257H145ZM144 257H142V260H146ZM175 258V257H174ZM174 258H172V259H174ZM181 258V257H180ZM192 258V257H191ZM28 259V258H27ZM30 259V258H29ZM77 259H78V256H77ZM85 259V258H84ZM89 259H91V258H89ZM93 259V258H92ZM104 259V258H103ZM109 259V258H108ZM138 259V258H137ZM136 259V260H137ZM147 259H149V258H147ZM165 259H167V257H165ZM170 259V258H169ZM172 259L170 260L171 262H172ZM194 259H195V257H194ZM31 260V259H30ZM60 260H62V259H60ZM83 260V259H82ZM96 260V259H95ZM155 260V259H154ZM188 260V259H187ZM2 261V260H1ZM23 261H25V260H23ZM46 260H44V262H45ZM48 261V260H47ZM54 261V260H53ZM53 261H52V264H53ZM88 261H90V260H88ZM92 261V260H91ZM112 261H114V259H112ZM139 261V260H138ZM167 261V260H166ZM169 261V260H168ZM3 262V261H2ZM27 262V261H26ZM41 263V264H45V263ZM49 262L50 261H48V264H49ZM54 262H57V261H54ZM115 262V261H114ZM132 262V261H131ZM147 262V261H146ZM151 262V261H150ZM157 262V261H156ZM164 262H165V260H164ZM175 262H177V261H175ZM184 262H187V261H184ZM20 263V262H19ZM28 263V262H27ZM59 263V262H58ZM71 263V262H70ZM87 263V262H86ZM92 263V262H91ZM105 263V262H104ZM166 263V262H165ZM21 264V263H20ZM50 264H51V262H50ZM57 264V263H56ZM62 264V263H61ZM143 264H144V262H143ZM164 264V263H163ZM185 264V263H184Z\"/></svg>",
	"mask_w": 264,
	"mask_h": 264
}]
</instances>
